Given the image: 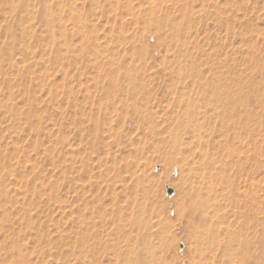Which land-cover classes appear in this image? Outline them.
Here are the masks:
<instances>
[{
	"label": "rangeland",
	"instance_id": "1",
	"mask_svg": "<svg viewBox=\"0 0 264 264\" xmlns=\"http://www.w3.org/2000/svg\"><path fill=\"white\" fill-rule=\"evenodd\" d=\"M13 1L0 0V264H139L143 237L160 264H219L203 238L249 223L264 264V0H37L45 17L25 30ZM226 98L259 126L256 143L236 139L238 202L205 222L181 120L207 126L197 112Z\"/></svg>",
	"mask_w": 264,
	"mask_h": 264
},
{
	"label": "bare ground",
	"instance_id": "2",
	"mask_svg": "<svg viewBox=\"0 0 264 264\" xmlns=\"http://www.w3.org/2000/svg\"><path fill=\"white\" fill-rule=\"evenodd\" d=\"M11 11L13 13V18H12L13 23L19 26L20 28L24 26L22 27L24 30L27 29V27L31 25V23L36 18H40L38 16H43V13H44V12H41V9L38 7L37 0L13 1V9ZM44 17L45 16H43V18ZM25 23H27L26 26L24 25ZM259 94H260L259 95L260 100L258 102L259 103L258 105H261L260 108L264 112V91H262ZM246 103L247 102L243 104L238 103L237 105V103L234 104V100H230L226 98L224 100L216 101L215 105L218 104L217 105L218 107H215V106L212 107L211 105H209L208 108H210L211 106V109H212L211 111L207 110L206 109L207 107L203 109L201 112L198 111L197 116L200 115V113H202V115L204 116L203 119H205V117H208L211 120H213V122L209 120L208 122L209 124L207 126L205 125L206 123L204 124L206 119L203 122H199L198 117H196L195 121L185 120L186 121L185 122L184 120H181L183 130H187L193 134V138L195 139L196 144L199 147V154L202 157V167L199 168L201 169V172L200 171L198 172L199 183L191 184L189 196L192 197V199L194 198L195 202L194 203L192 202V204H195L196 207L193 205L194 206L193 208L194 209L197 208L198 209L197 211L201 212L199 213L200 215L202 214V216L200 217H202L205 222L208 220L209 221L214 220L215 216L218 215L219 209L223 210L222 208L223 206L235 205L238 202L237 199L232 197V196H235L232 194V191L235 190V181L231 178L232 169H233L232 167L238 166L239 167L238 171L240 173V170H241L240 168H241V165H243V162H242L241 153L239 152L237 145H236V141H237L236 139L243 138V136L247 134V136H249V139L253 143H256V135H257L258 126H259L257 111H255L254 109V110H251L250 112H246L245 108L249 106ZM219 107H221L222 109H219ZM250 114L256 115V118L254 119L255 121L250 118ZM195 116L193 118H195ZM187 118H189L188 115H187ZM174 136H175V133H174ZM185 153H186V150H185ZM189 154H190V151H189ZM246 159H247V156H246ZM217 162H220V163L217 164ZM252 197L254 196H251L250 198L253 199ZM247 200H249V197ZM256 200H255V203H257ZM250 201L253 202V200H250ZM242 203L244 204L242 205ZM242 203L240 204L242 206H239V207L246 206V208L248 209V207L251 208L253 205L255 206V203H253L252 206L251 205L248 206L247 203L245 202V199L243 200ZM253 209L254 208H252L251 211ZM181 210H182L181 207L178 205V208L174 210V213L169 211L167 215L168 218L171 219L172 214H175L177 216V219L180 220L179 227L182 223V218H185V216H183L184 214L182 215ZM245 211H239V215L245 216L247 214ZM128 216L129 215H127V217ZM191 217H187V221L189 223L186 226L187 228L190 226L192 222H194V220ZM165 218H166V215H165ZM165 218L163 217V219ZM171 220L173 223L174 220L173 219ZM140 221L141 219L137 221L138 225L141 224L142 221L141 222ZM166 223H169V222L167 221ZM194 224L196 223L194 222ZM201 224L198 223V226ZM216 224H219V223H216ZM249 225L250 223L243 225L242 229L240 230V234L233 235L230 238V240L227 241V243L225 242V240H223L222 242L220 239L219 240H215V239L204 240L203 238L202 242L205 243L206 244L205 247L209 249V254L211 256L209 258H211L213 261L214 260L219 261L218 262L219 264H263L262 255H261L262 253L261 230L257 223H253L252 226L251 225L249 226ZM204 228L203 230H205ZM213 231H214L213 228H209L208 231H206V233L207 234H209V232L213 233ZM186 232L188 233V230ZM198 232H200V230ZM189 233H191V231ZM204 234H205L204 232L203 234H200L201 239H202V235L205 236ZM215 235H216V238L218 239L219 236L217 237V234ZM196 239L198 240V238ZM141 243H142V248L139 250V253H138L139 264H160L161 262H157V261L159 259L161 261V258H158L156 256L155 251L152 249L153 246L151 245L150 242H148V239L143 237ZM201 259H203V257Z\"/></svg>",
	"mask_w": 264,
	"mask_h": 264
},
{
	"label": "water",
	"instance_id": "3",
	"mask_svg": "<svg viewBox=\"0 0 264 264\" xmlns=\"http://www.w3.org/2000/svg\"><path fill=\"white\" fill-rule=\"evenodd\" d=\"M168 193L172 194L173 193V189L172 188H168Z\"/></svg>",
	"mask_w": 264,
	"mask_h": 264
}]
</instances>
